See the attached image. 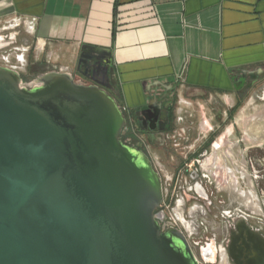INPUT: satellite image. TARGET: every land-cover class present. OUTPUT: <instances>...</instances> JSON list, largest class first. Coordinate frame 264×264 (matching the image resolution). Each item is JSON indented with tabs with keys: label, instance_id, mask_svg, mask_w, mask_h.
<instances>
[{
	"label": "water",
	"instance_id": "1",
	"mask_svg": "<svg viewBox=\"0 0 264 264\" xmlns=\"http://www.w3.org/2000/svg\"><path fill=\"white\" fill-rule=\"evenodd\" d=\"M127 132L99 84L0 65V264H199Z\"/></svg>",
	"mask_w": 264,
	"mask_h": 264
},
{
	"label": "crops",
	"instance_id": "2",
	"mask_svg": "<svg viewBox=\"0 0 264 264\" xmlns=\"http://www.w3.org/2000/svg\"><path fill=\"white\" fill-rule=\"evenodd\" d=\"M12 29L30 63L99 84L140 119L172 92L230 99L264 75V0H0V33Z\"/></svg>",
	"mask_w": 264,
	"mask_h": 264
},
{
	"label": "flooded vegetation",
	"instance_id": "3",
	"mask_svg": "<svg viewBox=\"0 0 264 264\" xmlns=\"http://www.w3.org/2000/svg\"><path fill=\"white\" fill-rule=\"evenodd\" d=\"M12 32L0 33L6 34L5 41L0 38L4 47L18 42ZM30 64L21 73L29 75L28 82L41 73H29ZM261 86L262 73L230 99L220 93L175 91L163 99V109L141 119L124 110L128 132L123 141L146 152L161 180H169L168 187L176 189L173 197L163 195L161 225L171 222L183 232L199 264H264V132L258 138L245 137L236 118L250 89ZM250 98L264 103V90ZM222 146L225 161L235 164L227 166L228 178L236 180L232 188L220 187L212 173ZM153 155L172 164V172L153 161ZM238 179L250 185L239 188Z\"/></svg>",
	"mask_w": 264,
	"mask_h": 264
},
{
	"label": "rangeland",
	"instance_id": "4",
	"mask_svg": "<svg viewBox=\"0 0 264 264\" xmlns=\"http://www.w3.org/2000/svg\"><path fill=\"white\" fill-rule=\"evenodd\" d=\"M11 31H14V29H12ZM23 31V30H22ZM25 33V32H24ZM27 35V34H26ZM33 46L30 47L29 51L27 52V60L28 63L30 64L31 58H32V54H33ZM31 69L32 70H36V64H30ZM49 70V69H47ZM51 70V69H50ZM29 72V71H28ZM29 73H33V71H30ZM35 74V73H33ZM32 74V75H33ZM34 76V75H33ZM263 88V86L261 87H253L250 89L249 91V95L247 97H245V99L243 100V105H242V109L241 111L238 113L237 118V123L240 126V129H242V133L245 137H249V138H253V137H260L263 132H264V103L263 101L260 100H252L250 98V96L252 94L255 93H259L260 90ZM183 98V100H186V98ZM189 102V100H186ZM201 108H199L200 110H202V106H200ZM202 122H204V120H202ZM254 139V138H253ZM252 139V140H253ZM225 138H221L222 143H224ZM155 149H151V153H153ZM219 158L215 161V167L212 168V173H213V177H214V181L220 186V187H235L236 185V180L234 178H228L227 175V171L229 169H227V166L233 168L235 166V164H230V161L224 159V155H225V150L226 147L222 146L221 148H219ZM155 152V151H154ZM153 161L156 160L158 161V163H160L161 166L164 165V168H166L169 172H172L173 166L170 163H163L161 160L156 159V155H153ZM153 165L156 166V163L153 162ZM241 170V169H239ZM167 183H170L169 180L163 179L162 178V186L164 187V185L166 184V186L168 187L169 185H167ZM243 183L245 184V186L243 185ZM238 186L239 188L242 186L244 188L248 187V185H250V181H248L247 179H238ZM241 185V186H240ZM172 208L173 205L169 207L168 209V216L172 215Z\"/></svg>",
	"mask_w": 264,
	"mask_h": 264
},
{
	"label": "built area",
	"instance_id": "5",
	"mask_svg": "<svg viewBox=\"0 0 264 264\" xmlns=\"http://www.w3.org/2000/svg\"><path fill=\"white\" fill-rule=\"evenodd\" d=\"M23 24L27 28H32V21L23 20ZM0 38L2 37L0 36ZM29 49V46H16L12 44L10 47H0V65L10 67L20 73H25L28 66V60L26 56ZM162 190L164 197L168 195L173 197L176 192L175 187L170 189L166 186V184Z\"/></svg>",
	"mask_w": 264,
	"mask_h": 264
},
{
	"label": "trees",
	"instance_id": "6",
	"mask_svg": "<svg viewBox=\"0 0 264 264\" xmlns=\"http://www.w3.org/2000/svg\"><path fill=\"white\" fill-rule=\"evenodd\" d=\"M30 71H33V73H34V72H35V73H39V72H44L45 69H43V68L37 63V64H36V70H32L31 67H30ZM28 77H29L28 74H27V75H24V76H23V79H24V80H27ZM115 97H116V96H115ZM116 98H117V100L119 101V103L121 104L120 99H119L118 97H116ZM122 139H123V137H122Z\"/></svg>",
	"mask_w": 264,
	"mask_h": 264
}]
</instances>
